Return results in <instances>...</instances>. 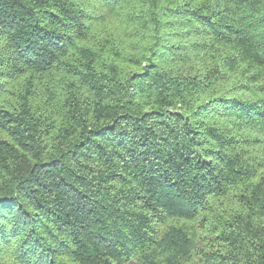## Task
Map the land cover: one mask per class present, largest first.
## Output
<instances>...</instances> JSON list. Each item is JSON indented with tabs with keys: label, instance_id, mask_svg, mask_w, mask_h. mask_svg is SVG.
<instances>
[{
	"label": "trees",
	"instance_id": "1",
	"mask_svg": "<svg viewBox=\"0 0 264 264\" xmlns=\"http://www.w3.org/2000/svg\"><path fill=\"white\" fill-rule=\"evenodd\" d=\"M0 264H264V0H0Z\"/></svg>",
	"mask_w": 264,
	"mask_h": 264
}]
</instances>
